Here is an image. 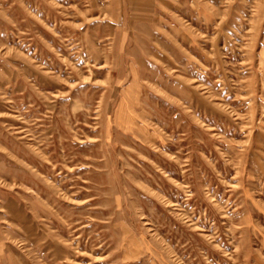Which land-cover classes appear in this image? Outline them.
Listing matches in <instances>:
<instances>
[{
	"label": "rangeland",
	"instance_id": "obj_1",
	"mask_svg": "<svg viewBox=\"0 0 264 264\" xmlns=\"http://www.w3.org/2000/svg\"><path fill=\"white\" fill-rule=\"evenodd\" d=\"M0 264H264V0H0Z\"/></svg>",
	"mask_w": 264,
	"mask_h": 264
}]
</instances>
